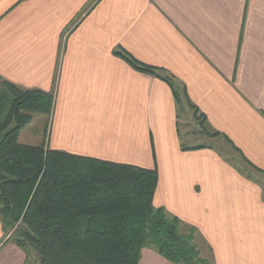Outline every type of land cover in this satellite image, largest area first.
<instances>
[{"label": "crops", "instance_id": "obj_1", "mask_svg": "<svg viewBox=\"0 0 264 264\" xmlns=\"http://www.w3.org/2000/svg\"><path fill=\"white\" fill-rule=\"evenodd\" d=\"M120 50L177 80L264 177V0H0V79L53 92L47 148L156 169L154 205L195 228L213 264H264V183L212 147L182 151L171 89ZM0 264H28L1 222ZM138 264L172 263L146 248Z\"/></svg>", "mask_w": 264, "mask_h": 264}, {"label": "trees", "instance_id": "obj_2", "mask_svg": "<svg viewBox=\"0 0 264 264\" xmlns=\"http://www.w3.org/2000/svg\"><path fill=\"white\" fill-rule=\"evenodd\" d=\"M115 54L164 81L181 110L172 77L159 76L121 50ZM53 103L52 91L0 79V222L5 233L12 230L9 240L27 256L32 251L37 264H138L146 248L172 264H213L210 247L198 245L196 229L154 205L156 169L18 143L35 114L46 117L47 132ZM201 148L181 145L182 151Z\"/></svg>", "mask_w": 264, "mask_h": 264}, {"label": "rangeland", "instance_id": "obj_3", "mask_svg": "<svg viewBox=\"0 0 264 264\" xmlns=\"http://www.w3.org/2000/svg\"><path fill=\"white\" fill-rule=\"evenodd\" d=\"M173 80L177 82V80ZM179 93L181 97V110L178 116V127L182 137V143L186 147H212L216 152L221 154V156L231 165L237 167L238 169H241L244 175H249L253 179L258 178L262 183H264V177L257 176L256 173L250 170V168L243 163L240 153L238 154V152L233 149L232 145L227 143V141L225 140L226 138H223L220 135L212 136L213 133L209 132L205 127V124L202 123L200 112L198 113L194 109L195 106L193 104H189V102H187L186 97L183 96L182 90L180 88ZM49 117H47V120L49 119ZM45 125V116L39 114L33 115L32 121L20 131L18 136V143L25 145H39L42 143L45 145V147H47ZM214 138H216V140H212ZM11 234L12 230H9L5 233L7 241H10L9 238ZM202 239L203 238L198 235L196 240L198 242V245L200 246V249L203 250L204 241ZM204 255H206L205 252ZM28 264H37L36 256L32 251H29L28 253Z\"/></svg>", "mask_w": 264, "mask_h": 264}]
</instances>
